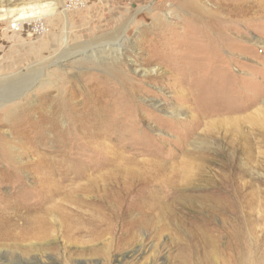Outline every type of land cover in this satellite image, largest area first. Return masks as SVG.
Returning <instances> with one entry per match:
<instances>
[{
    "label": "rangeland",
    "instance_id": "obj_1",
    "mask_svg": "<svg viewBox=\"0 0 264 264\" xmlns=\"http://www.w3.org/2000/svg\"><path fill=\"white\" fill-rule=\"evenodd\" d=\"M40 1L54 13L19 31L15 16L0 20V84L29 71L51 81L0 107V228L18 235L0 240V255L31 248L23 261L205 264L210 232L230 264H264V0ZM119 28L120 59L95 62L89 50ZM239 129L256 143L249 154ZM222 180L246 202L204 226L196 198L219 192ZM156 200L183 222L121 228L128 214L152 219ZM238 214L239 255L225 234ZM37 219L47 239L19 235Z\"/></svg>",
    "mask_w": 264,
    "mask_h": 264
},
{
    "label": "bare ground",
    "instance_id": "obj_2",
    "mask_svg": "<svg viewBox=\"0 0 264 264\" xmlns=\"http://www.w3.org/2000/svg\"><path fill=\"white\" fill-rule=\"evenodd\" d=\"M0 2H1L0 13L5 12L3 14H0V20H6L8 17V14L11 16H15V22H17L16 26L18 25L16 30H18V31L21 27V24H23L22 21L23 22L27 21L26 23H28L29 22L28 20H30L29 18H33V17H35V18L39 17L40 18L41 15H44L45 12L49 11L50 13L51 12L54 13V11L56 9V6L54 4H52V2L45 3V2L40 1V0L39 1H37V0H0ZM3 3L6 5H11V6L4 9ZM23 4H25V6H23ZM20 5H22V6L19 8L18 6H20ZM56 20H57V18H56ZM125 28H127V27H125ZM114 33H117V35H116L117 38L112 43L111 42L104 43V47L99 49V51L97 50L98 52H96V50H94V49L89 50L90 56L92 57V59L95 62H98V63L101 61L104 62L105 58L109 59V60L110 59L111 60L120 59L119 56L123 52L122 51L123 45H124L123 41L126 38H125V35L122 34V28L115 30ZM120 33H121V35H120ZM65 42L67 44V38L65 39ZM81 50H83V49H81ZM89 51L87 49V50H84L81 52L77 51V53H79V55H80L81 53L86 54V52L88 53ZM101 53H103L104 56H102V55L98 56ZM57 65H59V63ZM143 73L149 75L148 70H143ZM21 74H22V76L23 75H26V76L23 78H18V79L15 78L12 81H10L9 83H6V81H5L6 79H2V83L0 84V107L5 106V104L9 103V102H15L16 103L17 99L21 98L29 90H33L34 88H41V87H44V85H49L51 83L50 79H48V76L46 75L45 72L44 73H33V72L29 71V72H25V73H21ZM8 79H10V78H8ZM5 83H6V86L3 87L5 85ZM54 113L55 112L50 113V115H49V116H51L50 118L53 119ZM242 131L239 129L237 131L235 137H237L238 141L242 140L245 142V148H247V150H248L247 153L249 154L252 151L251 148H249V146L252 147V145L255 142H254V140H251V138L246 136V133H244ZM259 134L263 135V134L258 132L257 135H259ZM203 168H201V171H198L199 174H201V175H202V172H205L204 171L205 167H203ZM215 188L219 192L212 191V195H210V196H207V197L203 196L202 198L201 197L196 198V203H197V207H199V210L206 211V213H207L203 217L204 218V221H203L204 226H206L208 223H212V220H213L212 217L214 216V214H224L226 216L227 213L230 214V213H234L237 211L240 213V209L244 207L243 204L246 202L245 201V195L243 194V192L242 193L239 192L240 189L237 190L233 186L229 185L226 181L222 180V183L220 184V186L219 185L215 186ZM256 192H257V190H253L250 194L252 196L253 201L255 200V195H256L255 193ZM179 201H182V204L188 208L195 207V206L191 205L189 203V200H187V199H184V200L178 199V202ZM171 205L172 204L166 205L164 203V200H162V201L156 200L154 207H153L155 213H154V216L152 219L149 217L141 216V215H139L137 218L133 217V216L131 217V214H128L127 218L125 217V219H122L119 222L120 226H121V228L123 227V228L128 229L127 230L128 232L129 231L131 232L132 229L152 226V224H155V223L156 224L163 223L166 226L180 225L181 222H183V218L181 217V212L175 206L172 208ZM196 208L194 210L198 211ZM128 213H129V211H128ZM184 214L187 215V213H184ZM229 214H227V216ZM229 218H230V216L227 219H229ZM66 220H67V218H66ZM26 223L28 226H25V227L21 226L19 235H20V233L23 235H25V234L26 235L27 234L32 235L33 234L35 240L44 241L45 239H47L46 237L49 235V231L44 229V226H46L44 221L39 222V219H37L36 222L35 221H28ZM1 224H4V225H3V227L0 228V240L5 241V242H7V241L10 242V241L14 240L15 237L18 236V235L15 236L17 234V233H15L16 232L15 228H13V227L10 228L9 227L10 225L6 226V223H3V222ZM7 225H8V223H7ZM75 225H77V223H74V226ZM245 226H246L245 220L242 219L240 214H238L235 222H232L230 224V229L225 233V234L229 235L228 236V238H229L228 245L231 246V247H229V249L234 247V250L237 253V255H239V252L241 250V247H240L241 245H240L239 241H237V240H239L243 235H244V238L246 239V229L244 230ZM157 228L160 231H164L165 229H169V227H157ZM160 231L155 232L157 237L159 236ZM104 232L108 233L109 229L103 230V233ZM224 232L225 231H220V233H222V234ZM244 232H245V234H244ZM215 236L216 235L208 232L205 234V237L202 238L201 242L204 243V249L202 251L201 250H199V251L201 253H203V256L198 259V263L230 264L231 259H230V256L228 255L229 253L227 251L228 246L225 248V250H222L220 245H219V242H218V244L216 243L218 240L215 238ZM233 240H234V243H233ZM12 248H14V247H12ZM187 250H188V248L184 249L185 254L187 253ZM33 252H34V250L31 248H27L23 252H18V250H15V251H6L5 250V253L0 255V264H4L2 262V260H4V261L6 260L7 262L11 261L13 264H57L55 261L52 262L53 258H50L48 256V254H46L47 256H45V257H47L46 259H48V260H46L47 262L40 255H35L33 257H30L26 261H23L21 259L22 255L30 256ZM45 253H46V251H45ZM239 259L241 260V257H239ZM241 262H242V260L238 264H241ZM6 264H8V263H6Z\"/></svg>",
    "mask_w": 264,
    "mask_h": 264
}]
</instances>
